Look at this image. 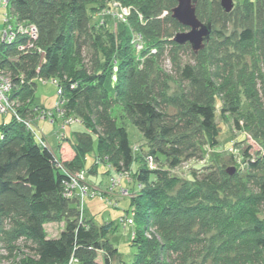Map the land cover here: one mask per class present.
I'll return each instance as SVG.
<instances>
[{"label": "trees", "instance_id": "1", "mask_svg": "<svg viewBox=\"0 0 264 264\" xmlns=\"http://www.w3.org/2000/svg\"><path fill=\"white\" fill-rule=\"evenodd\" d=\"M3 1L4 15L14 24L35 27L37 36L15 31L13 40H0V71L11 83L9 98L20 104L0 125V244L5 252L0 262L264 264V221L258 217L264 214V153L252 161L249 149L243 150V173L231 171L229 164L236 163L231 156L208 158V150L219 144L216 98L221 119L230 116L264 149V98L257 87L258 62L264 66L261 6L249 2L228 14L230 20L217 30L214 26L225 20L220 1L197 0L196 16L210 21L211 33L192 55L195 66L181 70L189 87L169 95L168 77L152 75V68L167 46L189 48L172 40L187 29L171 16L176 0H114L133 7L115 32L104 18L91 23L88 13V6L96 12L113 0ZM230 24L240 29L231 31ZM137 34L143 39L139 52ZM85 52L91 58L80 67ZM148 52L138 60L137 54ZM48 78L56 80L64 112L82 120L83 129L73 134L74 159L65 164L39 142L24 118L34 111L36 80ZM129 126L142 136L139 147L130 140ZM95 140L93 167L107 163L138 183L130 198L135 247L130 261L109 240L113 224L95 225L84 216L78 197L68 195L73 172L84 174L85 155ZM190 160L195 164L179 184L173 170ZM229 196L240 198L229 205ZM55 219L64 227L50 237L44 224Z\"/></svg>", "mask_w": 264, "mask_h": 264}, {"label": "rangeland", "instance_id": "2", "mask_svg": "<svg viewBox=\"0 0 264 264\" xmlns=\"http://www.w3.org/2000/svg\"><path fill=\"white\" fill-rule=\"evenodd\" d=\"M3 0H0V2ZM221 1V0H219ZM249 2L261 6L264 15V0H232V9L228 12L224 11L225 20L217 23L214 27L219 30L225 24V21L230 20L228 14H233L238 10H244L245 5ZM116 1H111L108 6L103 9H98L96 12H92L88 6V10L91 16V23H95L100 20H106L107 27L110 31L115 32L122 23H126L131 14L132 6H126L129 9V13L125 14L124 6ZM4 7L0 6V31L4 26L3 20H5ZM227 15V17H225ZM121 16V17H120ZM101 18V19H100ZM104 18V19H103ZM237 26L230 24L229 30L236 29ZM240 27H237L239 30ZM186 31V30H184ZM232 31V30H231ZM228 33V31L226 32ZM137 36L141 39V48L143 47V39L141 35ZM135 39V36H134ZM139 39V41H140ZM205 45V44H204ZM189 48L174 49L167 46L166 50L157 58H155L154 66L152 68V75H158L160 73L168 77V94L176 95L181 93L184 88L189 87V84L184 82L180 77L181 70L186 65L195 66V60L193 59L194 52ZM92 51L91 49H89ZM86 51V50H85ZM137 51V52H139ZM150 53L156 54L154 50ZM137 54V53H136ZM149 55V52L145 56L137 54L138 60L141 62ZM151 55V54H150ZM91 55L88 52L84 53V58L80 63L89 64ZM261 75L258 76L257 87L261 91L262 98H264V90L262 84H264V66L260 62ZM91 68V67H90ZM90 68H87V73L90 72ZM249 69L252 70V64L249 65ZM63 79V77H62ZM61 79V80H62ZM65 79V77H64ZM263 80V82L261 81ZM59 81V79L57 80ZM59 93L57 90L56 80L48 78L45 80L37 79L36 87L34 90V97L31 108L34 110L25 116L27 122L26 125H30L32 131L39 135V142L42 145L48 146L56 156L60 163H69L74 159V151L72 143L74 142L75 131L82 130L81 119L74 112H64L63 102L59 99ZM10 99V98H9ZM11 100V99H10ZM12 101V100H11ZM216 115L217 122L220 127V134L218 137L219 144L214 149L208 150V158L217 160V156L224 160L231 156L236 163H231L230 169L243 173L245 171L246 157L242 156V152L245 149L248 150V155L253 161L259 153H264L261 143L244 130H238L232 118L221 119L219 109L221 103L219 98H216ZM20 104L13 101V107L16 109ZM43 111V113H41ZM16 113V112H15ZM14 114V113H13ZM11 113H0V125L5 124L11 120ZM130 133V140L134 143V147H139L141 144V134L132 126L128 127ZM97 148L96 140L93 142V150L85 155L84 162V174L78 171L73 172L74 181L70 187L68 195L77 196L79 203L84 212V216L87 219H91L97 226L112 223L113 228L109 234L110 242L116 247L120 253V256L124 261H130L135 253V247L131 245V238L133 236L134 220L132 218L133 207L130 205L131 195L138 190V183L135 180L130 179L131 176L117 173L109 164L101 163L95 165V153ZM195 164V160L183 162L179 167L173 170L174 174L180 177L179 184L186 182L190 171L188 170L191 165ZM199 163L196 166H200ZM137 164H133L132 168H136ZM93 168V171L90 170ZM76 174V175H75ZM84 175V176H83ZM115 185L109 189L112 182ZM190 184V183H188ZM84 191L86 193L84 194ZM208 193V192H206ZM250 191L246 194H249ZM240 197L229 196L227 202L229 205H233ZM259 219L264 221V214H260ZM64 227V223L59 219L49 221L44 224V228L50 237H57L59 232ZM0 244V254L5 252L2 250ZM248 264H262L253 263L248 261ZM0 264H11L8 261L0 262Z\"/></svg>", "mask_w": 264, "mask_h": 264}, {"label": "water", "instance_id": "3", "mask_svg": "<svg viewBox=\"0 0 264 264\" xmlns=\"http://www.w3.org/2000/svg\"><path fill=\"white\" fill-rule=\"evenodd\" d=\"M176 3L171 11V16L187 29L176 33L172 40L179 45L188 43L194 52L203 49L211 33L210 21L203 22L196 16L197 0H176ZM220 3L225 12L232 9V0H221Z\"/></svg>", "mask_w": 264, "mask_h": 264}, {"label": "built area", "instance_id": "4", "mask_svg": "<svg viewBox=\"0 0 264 264\" xmlns=\"http://www.w3.org/2000/svg\"><path fill=\"white\" fill-rule=\"evenodd\" d=\"M2 3H3V5H6L7 1L4 0ZM119 6H121V5H119ZM123 8L125 10V14H128L129 9L127 7H123ZM3 22L5 24H4V27L0 31V40L11 41V40H13L14 35L17 32H21V33L26 32V33H28L30 39H36L37 32H36L35 27H33L31 25L30 26H23L21 24H19V25L14 24L13 21H10L8 19L7 14H5V20H3ZM15 31H17V32H15ZM135 39L137 41L135 44V47H136V50L139 51V49L142 46L141 45V39L138 36H136ZM139 39H140V41H139ZM30 47H31V45L29 44L28 48H30ZM10 90H11V83H10L9 79L4 76L2 71H0V113H14V114H16L15 113L16 110L13 107V101H11L9 99ZM58 93H60L59 90H58ZM16 117L18 118V116H16ZM149 164H150V166L152 165L151 160H149Z\"/></svg>", "mask_w": 264, "mask_h": 264}]
</instances>
